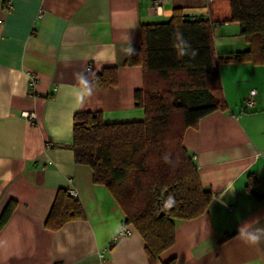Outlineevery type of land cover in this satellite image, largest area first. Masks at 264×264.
Here are the masks:
<instances>
[{
  "label": "crops",
  "instance_id": "0c3cea01",
  "mask_svg": "<svg viewBox=\"0 0 264 264\" xmlns=\"http://www.w3.org/2000/svg\"><path fill=\"white\" fill-rule=\"evenodd\" d=\"M154 1L0 0V214L17 202L0 231V264H149L132 225L110 246L125 214L92 181L91 168L75 162L74 114L144 118L136 96L143 70L122 63L140 43V26L169 20L175 7L211 20L219 55L247 48L238 23L226 22L229 0ZM108 66H118V84L92 87ZM219 70L228 109L201 118L183 139L213 200L204 214L176 225L174 244L156 264H264V234L255 245L240 236L241 229L264 232V65L225 63ZM28 73L37 77L34 88ZM251 90L256 104L245 109ZM60 188L76 191L86 217L52 231L44 223Z\"/></svg>",
  "mask_w": 264,
  "mask_h": 264
},
{
  "label": "trees",
  "instance_id": "16d2710c",
  "mask_svg": "<svg viewBox=\"0 0 264 264\" xmlns=\"http://www.w3.org/2000/svg\"><path fill=\"white\" fill-rule=\"evenodd\" d=\"M226 22L238 23L247 48L222 56L213 41V23L189 17L175 7L169 20L140 26V43L124 66H140L143 88L136 92L144 118L105 122L101 111L80 110L73 117L74 159L88 165L92 181L105 186L145 242L149 264L175 242L179 222L204 214L213 193L205 188L198 167L184 146L185 131L215 111L228 109L219 66L225 63L264 65V0H229ZM183 34L198 55L180 56L174 34ZM118 66L102 68L91 80L94 88L118 84ZM254 185L249 178L247 188ZM171 198L172 206L168 201ZM17 202L0 214V231ZM81 202L67 189L57 190L44 226L59 230L71 220L85 219ZM172 258L164 264H175Z\"/></svg>",
  "mask_w": 264,
  "mask_h": 264
},
{
  "label": "built area",
  "instance_id": "2783aa9c",
  "mask_svg": "<svg viewBox=\"0 0 264 264\" xmlns=\"http://www.w3.org/2000/svg\"><path fill=\"white\" fill-rule=\"evenodd\" d=\"M159 3H160V0H155L154 1V4H155L156 7H159ZM7 5H8V7H11V1H7ZM86 70L87 71H91L92 70V64L91 63H89L86 66ZM28 76H29V79H30L29 80L30 81V86L32 88H34L35 85H36V82H37V77L33 73H28ZM255 94H256V91L255 90H251L250 91L249 96L245 99V102H244L245 109H252V108H254V106L256 104ZM25 116H27L29 118V120L31 122H33V114L26 113ZM69 192L74 197L77 196L76 191L71 190ZM131 233H132V231H131L130 227L128 225H126V224H122L121 227L119 228L116 236L111 240L110 246H112L116 242V240H118L119 238L129 236Z\"/></svg>",
  "mask_w": 264,
  "mask_h": 264
},
{
  "label": "clouds",
  "instance_id": "9594fccd",
  "mask_svg": "<svg viewBox=\"0 0 264 264\" xmlns=\"http://www.w3.org/2000/svg\"><path fill=\"white\" fill-rule=\"evenodd\" d=\"M176 43L174 44V47L178 49L179 55L180 56H189L190 58H195L198 55V51L196 49H193L191 44L184 39L183 34L180 32H176L174 34ZM131 51V50H130ZM173 201L171 198L168 201L169 207L172 206ZM260 231V230H258ZM264 234V232H261V234L257 233H248L245 230L241 229L240 230V236L243 238L247 243L250 244H258L261 240V235Z\"/></svg>",
  "mask_w": 264,
  "mask_h": 264
},
{
  "label": "rangeland",
  "instance_id": "374dc122",
  "mask_svg": "<svg viewBox=\"0 0 264 264\" xmlns=\"http://www.w3.org/2000/svg\"><path fill=\"white\" fill-rule=\"evenodd\" d=\"M239 46H240L239 43L233 45L234 48H238ZM239 48H240V47H239Z\"/></svg>",
  "mask_w": 264,
  "mask_h": 264
}]
</instances>
